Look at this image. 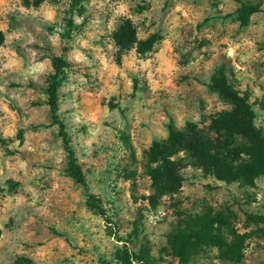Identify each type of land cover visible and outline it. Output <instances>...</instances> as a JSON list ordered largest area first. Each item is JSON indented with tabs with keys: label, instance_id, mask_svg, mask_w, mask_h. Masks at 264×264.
<instances>
[{
	"label": "rangeland",
	"instance_id": "1",
	"mask_svg": "<svg viewBox=\"0 0 264 264\" xmlns=\"http://www.w3.org/2000/svg\"><path fill=\"white\" fill-rule=\"evenodd\" d=\"M36 2L0 0V264H114L124 242L149 264H264V176L221 181L184 150L169 176L149 155L169 118L206 128L231 108L220 76L264 135V0ZM125 18L149 51L117 45ZM51 55L68 63L58 114L111 224L66 172L45 103Z\"/></svg>",
	"mask_w": 264,
	"mask_h": 264
},
{
	"label": "trees",
	"instance_id": "2",
	"mask_svg": "<svg viewBox=\"0 0 264 264\" xmlns=\"http://www.w3.org/2000/svg\"><path fill=\"white\" fill-rule=\"evenodd\" d=\"M238 11L241 24H246L254 10L250 6L242 5ZM114 37L120 48L136 45L139 52L149 51L154 42L153 38L137 40L134 24L128 18L121 20ZM3 41L4 34L0 30V45ZM49 60L53 71L46 79L45 103L51 123L57 126V135L66 153V172L76 184L84 188L87 206L101 216L105 223L111 224L113 222L102 207L100 197L90 192L86 186L65 124L58 114V88L68 63L59 55H51ZM212 83L222 97L230 102L231 108L211 116L206 128L199 127L194 121H186L184 128L178 129L169 118L166 139L153 142L149 155L162 164L169 176L172 175L168 167L169 157L179 150L187 151L204 174L221 181L249 182L256 176H264V135L254 123V111L247 96L231 87L222 76L214 78ZM255 219L264 224V215L255 216ZM113 260L114 264H149L141 253L125 242L116 247ZM101 264L111 263L102 261Z\"/></svg>",
	"mask_w": 264,
	"mask_h": 264
}]
</instances>
